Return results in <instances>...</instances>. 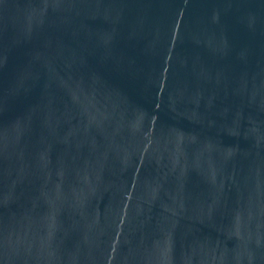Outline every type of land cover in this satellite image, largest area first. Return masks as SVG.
<instances>
[{"label": "water", "instance_id": "water-1", "mask_svg": "<svg viewBox=\"0 0 264 264\" xmlns=\"http://www.w3.org/2000/svg\"><path fill=\"white\" fill-rule=\"evenodd\" d=\"M0 264H264V0H0Z\"/></svg>", "mask_w": 264, "mask_h": 264}]
</instances>
